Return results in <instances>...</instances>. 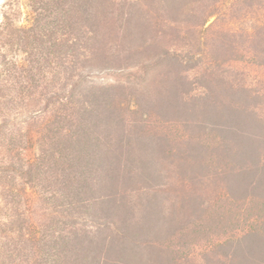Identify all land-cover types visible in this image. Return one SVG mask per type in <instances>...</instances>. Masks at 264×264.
I'll list each match as a JSON object with an SVG mask.
<instances>
[{"label":"rangeland","instance_id":"1","mask_svg":"<svg viewBox=\"0 0 264 264\" xmlns=\"http://www.w3.org/2000/svg\"><path fill=\"white\" fill-rule=\"evenodd\" d=\"M128 1L83 16L67 70L58 32L33 89L34 1L0 0V264H264V0L206 23L196 0Z\"/></svg>","mask_w":264,"mask_h":264},{"label":"trees","instance_id":"2","mask_svg":"<svg viewBox=\"0 0 264 264\" xmlns=\"http://www.w3.org/2000/svg\"><path fill=\"white\" fill-rule=\"evenodd\" d=\"M33 1L35 5L34 13L36 16L33 18L32 25H27V26H24L23 28H19V30L23 32V34L19 36L20 46L22 44L26 45V47H28V50L26 49L25 52H27V54L30 55V59L28 60L29 63L24 67V71L26 74L23 75V77L26 76V78L28 77L31 79L32 75L38 76V79L35 81V83L34 82L31 83L28 80L27 84L29 85V87L36 89L39 86L38 83H41L42 88L46 89V85H48L47 83H52V82H47L45 85V82H46L45 79L42 80L40 78H46V73L43 68L46 66V64H48L50 60L47 57H43V59L40 60V57L43 56L44 54L48 56H54V55L56 56L57 42L55 40L57 38L58 32H60L61 35L65 37L64 43L61 44V49H60V52H61L60 58H62L60 68L62 67L66 69L67 64H66L65 58L67 59L70 57H76L74 59H77V58H80V55H83V56L85 55V52H84L85 50L82 52L83 47L81 45L84 40L83 38L86 37V29L84 27L85 25L81 23L82 20L84 21L83 16L86 14H89L90 13L89 10L95 8L96 6L103 8L106 4H113V3H111L112 0H33ZM123 1L125 3H128V2L131 3L128 0H123ZM196 1L199 2L198 6L201 9H204V11L202 12L205 15V18L207 17L205 23L210 21L211 20L210 18H212V16H216V18L217 16L219 17L222 10L218 6L222 3L223 4L225 3L224 0H212L211 3L207 6V8H205L204 7L205 0H196ZM214 6H216L215 10L206 11V9L208 10V8H211ZM121 7L124 10V6H121ZM127 14H129V21H130L131 16H133L134 12L133 11L131 12L129 10ZM198 18L202 20V16L201 17L198 16ZM200 20L198 22H200ZM46 47L48 48V51L47 53H44L42 50L45 49ZM38 54H40L41 56L38 57L37 56ZM190 58H193V57H190ZM80 61L79 60L73 61L72 59L70 63L74 64V66H72L74 67L73 69L75 70L74 73L73 72L69 73V71L67 72L66 71L68 69L67 68L66 70H64V73H66L67 75L66 80H64V82L59 83L60 87L58 89H63V88L65 89L66 86H68V84H70V86L72 87L69 91L68 97H73L76 87L80 86L83 81V80H77L76 82L73 83L74 76L76 75L81 76L82 79L84 77L82 76L81 72L76 71V68L78 69L79 63L81 66L80 68L84 66V63H82L83 61L81 62ZM27 72L29 73V76L27 75ZM41 95L45 96L47 95V92L41 93ZM4 98L5 96H3V94H0V111H4L3 113L6 114L5 111L11 110V109L6 104L4 105V107H2V102ZM48 101L51 102L50 100ZM6 126L7 124H3V121L0 123V138H2L1 133L4 132L2 128ZM8 163H11L12 165L13 164L16 165L15 163L11 161H8ZM1 166L3 167V169L1 168L2 174L0 176L1 177L0 183L2 185L3 182L1 181V179L2 177H6L5 173H6V170H8L9 166H6V165L3 166V163H1ZM27 167L30 170H27ZM31 168L32 167L29 161L26 162L25 165L21 167L19 171L20 173H18V176L23 178L25 177V175L28 174V180H32L34 176H33V173L30 172ZM32 232L29 231L26 233V235H28V238L30 240L35 241V243H38L39 241L40 242L43 241L44 239L43 233L38 232V235H37ZM41 234H42V237H41ZM93 240L94 239L91 238L89 241V244H91ZM64 244H69V242H66ZM3 247L5 248L3 249ZM5 249L7 252H9L8 251L9 249L7 250V245L0 246L1 251L2 250L5 251ZM23 249H26V247L21 246L19 247L18 250L22 251ZM26 252L27 253H25L24 256H20L19 255L20 252L18 254H15L16 257L18 256V263L16 264H38L39 261H38L37 254L34 255V251H32V254L30 257L28 251ZM233 254L236 255L237 251H234ZM34 256L36 257V260ZM21 257H25V259ZM44 264H51V262L49 260H46V263Z\"/></svg>","mask_w":264,"mask_h":264}]
</instances>
